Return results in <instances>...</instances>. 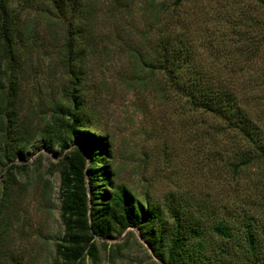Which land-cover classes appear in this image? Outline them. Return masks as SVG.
I'll list each match as a JSON object with an SVG mask.
<instances>
[{
    "label": "rangeland",
    "instance_id": "obj_1",
    "mask_svg": "<svg viewBox=\"0 0 264 264\" xmlns=\"http://www.w3.org/2000/svg\"><path fill=\"white\" fill-rule=\"evenodd\" d=\"M79 2L85 22L81 104L90 127L109 140L112 182L124 184L138 197L147 193L161 204L178 205L205 223L225 216L235 230L244 219L258 233L264 231V155L233 171L230 163L239 159V139L218 118L190 107L160 71L143 63L163 24L168 26L161 8L171 10L185 26L195 60L239 88L262 69L264 43L245 64L250 52L242 55L234 47L239 41L234 33L243 28L237 17L246 10L251 18L263 20V6H251L252 0H185L178 6L172 0ZM11 5L17 20L13 50L20 88L18 124L29 144L15 161L26 163L27 170L16 171L6 202L0 264H52L62 233L58 158L63 151L57 153L56 144L54 151L45 147L41 134L66 82L60 63L64 23L54 19L48 0H13ZM230 59H236L233 66L226 63ZM257 81L248 108L259 115L264 130V85ZM93 241L94 264H163L132 226ZM85 261L93 264L87 254ZM219 262L250 264L235 255H221Z\"/></svg>",
    "mask_w": 264,
    "mask_h": 264
},
{
    "label": "trees",
    "instance_id": "obj_2",
    "mask_svg": "<svg viewBox=\"0 0 264 264\" xmlns=\"http://www.w3.org/2000/svg\"><path fill=\"white\" fill-rule=\"evenodd\" d=\"M48 1L54 19L64 23L60 63L66 76L61 99L48 114L41 134L45 147L54 151L56 144L57 153L63 151L58 158L62 233L54 244L52 264H88L86 254L94 264L97 250L93 239L109 237L127 226L138 230L152 255L163 264H222L221 255L243 256L250 264L264 260V231L258 233L252 221L240 220L239 230L225 216L205 223L203 217L178 205L168 201L161 204L147 193L138 197L124 184L112 182L109 140L90 127L81 104L85 22L80 2ZM183 1L172 0V4L178 6ZM11 2L0 0V227L16 171L27 170L26 163L15 161L27 152L29 144L26 131L18 124L20 88L13 50L17 20ZM250 5L264 8V0H252ZM160 11L166 12L168 26L163 24L143 63L160 71L170 88L190 107L218 118L223 129L239 139L235 148L239 159L230 163L233 171L239 164L263 156L264 130L259 115L249 110L248 100L253 96L252 89L260 84L257 78L264 85V64L256 76L246 78L243 86L233 87L228 78L217 77L216 69L204 68L195 60V50L181 19L171 10ZM237 18L243 28L234 33L239 38L234 47L242 55L250 52V57L243 60L248 65L264 43V19L251 18L246 10ZM169 24L179 29L168 28ZM235 61L226 63L231 66ZM260 99L264 101V96ZM206 236L214 237L209 240Z\"/></svg>",
    "mask_w": 264,
    "mask_h": 264
}]
</instances>
